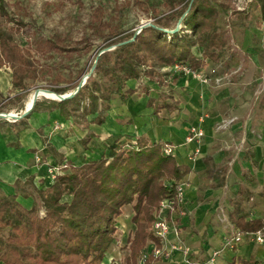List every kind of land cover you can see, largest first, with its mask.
<instances>
[{
	"label": "trees",
	"instance_id": "obj_1",
	"mask_svg": "<svg viewBox=\"0 0 264 264\" xmlns=\"http://www.w3.org/2000/svg\"><path fill=\"white\" fill-rule=\"evenodd\" d=\"M166 1V9L154 14L150 25L142 28H124L106 21L102 11L95 8L79 45L56 36L46 39L44 44L55 54L78 59L94 52L92 71L72 96L62 100L37 98L28 114L16 121L0 118V126L12 128L25 124L32 113L57 111L63 120L87 130L80 139L86 149L94 137L89 125L105 122L114 99L149 94L148 84L135 87V83L146 78L162 86L170 74L162 69L185 64L200 70L207 62H218L225 39L217 23L218 11L226 9L230 0ZM254 13L257 23H264V0H248L243 10L233 9L231 16L242 14L246 18ZM23 25L6 10L5 0H0V67L7 64L11 69L13 93L4 103V99L0 101V113L8 111V104L22 110V98L30 93L25 80L34 77L31 50L14 41ZM86 72L77 63L69 68L67 81L43 87L58 95L69 93ZM146 107L152 108L154 115L160 111L170 114L178 102L159 94L148 97ZM166 145L171 144L151 142L142 136L129 142L115 139L103 145L97 156L80 163L65 160L51 164L56 173L50 182L28 177L15 180L9 191L0 186V264H102L125 205L133 210L134 230L126 238L129 250L123 264H137L149 241L160 246L151 232L160 201L174 197L178 183L190 172L189 165L178 162L174 153H164ZM46 147L49 154H55L52 146ZM206 168L213 172L209 165ZM222 179L214 176L215 186L222 185ZM230 203L228 217L236 229L255 232L264 227L263 218L243 211L235 201ZM156 259L160 258L149 256L144 264ZM237 259L250 264L249 260Z\"/></svg>",
	"mask_w": 264,
	"mask_h": 264
},
{
	"label": "rangeland",
	"instance_id": "obj_2",
	"mask_svg": "<svg viewBox=\"0 0 264 264\" xmlns=\"http://www.w3.org/2000/svg\"><path fill=\"white\" fill-rule=\"evenodd\" d=\"M174 1L185 2L186 0ZM166 2V0H5L6 10L13 18L21 20L24 24L20 27L19 32L14 35V41L21 47H27L31 50V75H34V77L31 76L25 80L30 88V93L22 98L23 109L16 111L17 105L8 104V111L5 113L20 114L33 90H48L43 86H48L53 82L67 81L69 68L77 63L84 67L87 71L86 74L91 70L90 65H93L94 52L88 56L82 55L78 59L75 55L68 57L63 53L55 54L44 44L46 39L56 36L72 45H79V40L87 34L86 30L95 8L102 11L103 19L106 21L119 23L124 28L133 25L139 27L142 24L151 23L154 14L164 11L167 6ZM226 2L223 4L224 6ZM247 2L248 0H230L227 2L226 9L219 8L217 23L220 30L225 32L222 50L218 62H207L208 68L205 69L204 66L200 69L202 75L209 79L206 84L202 83L208 87L210 93L207 100L213 101L215 97L217 98L218 104L215 108L224 119L232 118L233 113L231 112L239 110L242 125L244 121L249 120V117L253 120L264 115V23L260 25L257 23V13L246 16V18H243L242 14L236 17L231 16L233 9L243 10ZM238 20L242 22L236 23ZM161 71L170 73L169 68ZM175 75L183 76L181 74H168L165 78V84L159 87L160 90L165 91L161 92L162 95H167L166 92L172 93V78ZM140 83L156 85L148 82L146 78H143L137 86ZM12 95L11 69L5 64L0 67V101L12 97ZM40 98L45 97L39 96L38 99ZM5 101L6 99L2 103ZM258 106H261V110L258 109ZM206 107L204 106V109ZM44 112L45 118L49 120L52 111ZM232 121H236V118ZM251 122V129L255 131L254 123ZM28 126V121L12 128L0 126V132L12 131L17 133ZM43 127L44 123L36 128V132L39 135L41 133L42 149L45 152L35 148L34 160L35 164L39 165L45 163L49 155L54 157V161H49L47 174L43 177L44 181L50 182L53 178L48 170L53 171L55 168L50 165H56L60 161L63 163L66 153L72 154L76 150L84 148L80 139L86 135L87 130L73 125L70 121L58 119L51 121V126H48V134L44 133ZM224 128L227 126L217 127L219 131L224 130ZM102 129L100 125H89V130L94 134L92 139L94 144L87 146V148L96 149L100 144L101 146L105 145L108 139H113L106 137ZM252 133L255 136V132ZM241 135L243 136V134ZM55 136L68 143V146L64 145V147L55 149L51 144L52 137ZM248 138L239 143L243 153L241 159L237 158L238 168L230 170L227 167H222L218 172L224 177V185L219 187V191H221L219 197L215 200L214 198H203L202 193L211 185L203 173L200 176V196L194 201L195 205L190 206L188 210L185 209L184 219L178 220L179 225L185 223L182 228L187 227L193 232L199 231L201 243L204 245L209 244L211 247H217L224 235L230 233L231 222L228 214L232 208L229 201L239 203V207L243 211H248L252 215H264V167L261 169L257 166L246 168L245 164L241 163L245 158L250 157ZM46 145L52 146L55 149V154H49ZM193 148L194 145L190 143L189 152H192ZM198 155H200V151L196 156ZM178 162L180 161L178 160ZM187 184L189 183L187 182ZM200 206L204 212L201 218L202 222L197 224V227L198 225L200 227L197 230L195 228V212L200 210ZM132 215L133 210L129 205L122 207V213L116 220L117 230L113 242L105 252L102 264L124 263L129 250L126 238L134 230L131 222ZM256 247L255 243L244 241L236 250L226 249L224 254L228 259L232 256H249L251 263L255 258H261L263 255L260 251H256ZM142 253H139L137 257V264ZM200 253L202 252L193 255L190 247H188L187 256L189 260H198L197 256Z\"/></svg>",
	"mask_w": 264,
	"mask_h": 264
},
{
	"label": "crops",
	"instance_id": "obj_3",
	"mask_svg": "<svg viewBox=\"0 0 264 264\" xmlns=\"http://www.w3.org/2000/svg\"><path fill=\"white\" fill-rule=\"evenodd\" d=\"M208 66L209 64L205 65V69ZM174 77H176V80L171 85L172 93L166 92L167 95L178 102L177 109L172 113L167 114L165 111H160L157 115H154L153 109L146 107L148 97L157 98L161 92H165L159 89L160 86H151L149 84L148 95L135 93L123 101L114 99L111 102L110 110L106 114L105 122L100 126L103 128L102 130L105 132L106 137L113 138L108 139V141L118 139L120 142H129L133 141L135 137L142 136L151 142H169L173 146V153L176 159L181 163L188 164L190 167V172L184 177V180L189 183L185 189V208L188 210L190 206L195 205L194 201L201 194L199 185L200 176L203 173H205L207 181H210L211 184L202 193L203 198H214L215 200L219 197L221 192L219 187L224 185V177L219 175L218 172L222 167H227L230 170L238 168L237 158L241 159L243 153L239 143L246 138L249 137L250 157L245 158L241 163L245 164L246 168L257 166V168L261 169L264 167V115H260L259 118L253 120L249 117V120L244 121L242 125L239 118V110H234L231 112L233 113L232 118L224 119L222 114L215 108L218 104L217 98L215 97L213 101L207 100L210 93L206 85L196 79L185 76L175 75ZM134 86L136 87L137 83ZM204 106L207 107L204 109ZM258 109L261 110V106H258ZM44 114V111L32 113L31 117L29 116L27 119L29 126L22 128L17 133L12 131L0 132V186L5 191L11 190L15 180L24 181L28 177H33L37 181L43 178L47 174L49 161L55 160L54 157L49 155L45 163L36 165L34 160L35 152L29 151L36 148L45 152L42 149L41 137L36 132L38 126L44 123V133L48 134V126H51L53 119L63 120L59 117L57 111H52V115L49 117L50 121L45 118ZM200 117H203L199 125L204 135L200 143V155L192 158L191 152H189V143L185 142V137L189 126L198 123ZM234 118H236V121L233 122ZM121 120H130L131 122L126 124L122 123ZM251 121L254 123L255 131L251 129ZM218 126H227V128L219 131L217 129ZM252 132H255V136ZM238 139L240 140L238 141ZM14 143H19L20 147L14 146ZM91 143L88 146L94 144L92 141ZM51 144L55 149L64 147V145L68 146V143H65L58 136L52 137ZM89 148H81L72 154L66 153L63 161L71 160L75 163H80L87 158L97 156L102 146L100 144L96 149ZM225 157L228 158L226 159ZM206 165H209L208 169L213 170V172L208 171ZM216 175L223 178V183L220 186H215L214 176ZM201 208L200 206V210L195 212L196 227L195 225L194 227L197 230L200 228L199 225L197 227V224L202 222L201 218L204 212ZM252 216L264 219V215ZM183 217L181 219H184ZM184 224L180 225V238L185 246L190 247L193 255L200 251L202 252L197 256L198 260L203 259L210 250L220 246L219 244L217 247H211L209 244L204 245L199 237L200 232H193L188 230L187 227L182 228ZM152 246L153 242L149 241L145 250H150ZM256 246V251H260L263 254L264 245L256 244ZM234 257L249 260V256H232L228 259L223 254L218 259V264H230ZM257 259L259 258H255L254 261ZM149 264H184V258L179 250H175L170 256L153 260Z\"/></svg>",
	"mask_w": 264,
	"mask_h": 264
},
{
	"label": "built area",
	"instance_id": "obj_4",
	"mask_svg": "<svg viewBox=\"0 0 264 264\" xmlns=\"http://www.w3.org/2000/svg\"><path fill=\"white\" fill-rule=\"evenodd\" d=\"M169 72L171 74H181L196 79L204 84L209 80L202 75L200 70H192L185 64H175L169 68ZM202 118L203 117H200L198 119V123L189 126L185 137L186 143H192L194 145L193 151L191 152L192 158H195L199 153L201 139L204 135L199 125V123L202 122ZM163 151L166 154L173 153V146L166 145ZM48 172L50 176L54 178L56 169L54 168L53 171L49 169ZM187 186V181H180L176 187L175 196L160 201L155 220L151 226V232L153 236L159 240L160 246L158 247L153 243L150 250L140 255L138 264H144L149 256L166 258L175 250H179L182 253L184 264H218V259L225 253L226 249L236 250L244 241L264 245V227L255 232H241L231 224L230 233L224 235L218 248L210 250L201 260H189L187 256L188 247L181 241L180 225L178 223V220L185 215V189ZM234 258V264H242L237 257ZM250 264H264V253L261 258Z\"/></svg>",
	"mask_w": 264,
	"mask_h": 264
},
{
	"label": "water",
	"instance_id": "obj_5",
	"mask_svg": "<svg viewBox=\"0 0 264 264\" xmlns=\"http://www.w3.org/2000/svg\"><path fill=\"white\" fill-rule=\"evenodd\" d=\"M147 25H150V23L142 24V25L139 26V28L145 27V26H147ZM174 30H176V28H175ZM108 49H109V48H107L106 50H108ZM92 69H93V67H91V70H90L87 74H85V75H83V76L81 77V79H80V81H79L77 87H76L75 89H73L71 92L66 93V94H63V95H58V94H55V93H53V92H51V91H49V90L35 89V90H33V92H32L31 103H30V106H29V107H26V106H25L24 110H23L20 114H17V115H15V114H11V113H0V118H2V119H6V120H10V121H16V120H18V119L24 117L26 114L29 113V111H30V109H31V107H32V105H33V103L35 102V100H36L39 96H41V95H39V92H40V91H46V92H49V93H53L55 97H50V99H56V100H62V99H65V98H68V97L72 96V95L77 91V89H78V88H79V87L85 82L86 78L89 76V74H90V72L92 71ZM45 98H46V97H45Z\"/></svg>",
	"mask_w": 264,
	"mask_h": 264
},
{
	"label": "bare ground",
	"instance_id": "obj_6",
	"mask_svg": "<svg viewBox=\"0 0 264 264\" xmlns=\"http://www.w3.org/2000/svg\"><path fill=\"white\" fill-rule=\"evenodd\" d=\"M39 95H41V96H43V97H48V98H50V97H55L53 94H51V93H47V92H44V91H40L39 92ZM31 97H32V94L30 95V97H29V99H28V101H27V103H26V107H29L30 106V103H31Z\"/></svg>",
	"mask_w": 264,
	"mask_h": 264
}]
</instances>
